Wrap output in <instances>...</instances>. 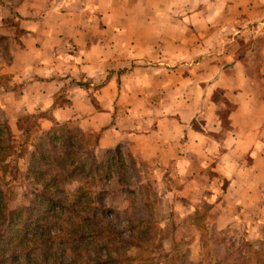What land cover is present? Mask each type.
I'll return each mask as SVG.
<instances>
[{
	"label": "crops",
	"instance_id": "0c3cea01",
	"mask_svg": "<svg viewBox=\"0 0 264 264\" xmlns=\"http://www.w3.org/2000/svg\"><path fill=\"white\" fill-rule=\"evenodd\" d=\"M25 1L57 15L19 21L0 89L7 124L36 116L97 133L99 150L153 173L165 213L262 225L264 0ZM127 13L146 16L126 24ZM245 30L259 38L242 54Z\"/></svg>",
	"mask_w": 264,
	"mask_h": 264
},
{
	"label": "rangeland",
	"instance_id": "374dc122",
	"mask_svg": "<svg viewBox=\"0 0 264 264\" xmlns=\"http://www.w3.org/2000/svg\"><path fill=\"white\" fill-rule=\"evenodd\" d=\"M24 2L26 1L8 0L0 5V18L4 16L6 20L2 32L10 39L0 45V54H2L0 55V76H4L2 73L5 66L11 60L8 52H5V55L2 53L3 48H7L10 41L17 45V40L22 35V31L18 28L19 21L36 20L42 11L49 12L48 18L51 16V20H56L57 14L52 13L56 10L55 8H46L39 12L30 11L28 4L21 5ZM174 4L176 3L171 1V5ZM64 15L67 16V14H63L61 17ZM141 16H146V14L127 13L121 15V20L130 24L133 21L136 22ZM170 16L173 15L170 14ZM205 16L208 20L210 15L206 14ZM118 20H120L119 17ZM249 32L245 30L243 34H236L240 36L238 40L244 38L242 44H236L239 41L234 43L242 54L245 53V48L251 47V43L256 42L259 38H253L255 35L250 36ZM251 48H255V46ZM224 62V60H220L218 63ZM13 69V71L18 70L16 66ZM10 81L14 82L13 79H9ZM16 81H18V77ZM217 97L220 103L227 101L221 92L216 93ZM224 106L222 111L226 108L225 103ZM24 118L16 124L9 125L6 123L5 116L0 113V122L8 127L7 132L0 128V186L6 193L8 208L16 211H22L23 208L29 206V202L33 200L31 193L37 188L36 180L33 175L28 174L27 168L31 163L29 154L35 150L39 143L42 144L41 135L54 128L59 129V126L74 130L65 124H54L49 127L41 125L36 116ZM63 130L65 128L58 131V134H61ZM95 153H97L100 166L108 170V164L110 165V171L107 173L111 172L112 176L109 179H104L100 185L104 189V195L101 197L99 210H103L104 207L105 210L113 211L106 213V218L116 230H124L126 235L129 233L138 234V230H142L141 228L145 227L146 223L139 224V229L133 233L127 227L128 225L134 226L138 220L149 222V239L139 237L133 243L137 247L130 248V252L133 256H137V259L147 261L148 258L149 264H219L225 262L229 257L225 264H236V262L238 264H254L252 261L254 251L264 250V221L261 222V226L235 222L230 227L226 226L221 229L223 225L219 226L215 221L207 220L206 213L198 210L195 215L191 216L182 215L183 213L180 211L167 214L163 210L165 206L160 207L157 203L156 199L160 192H158L159 189H156L153 173L144 172L143 167L134 159L132 164L127 154L120 152L118 155V147L116 150L103 151L99 150L97 146ZM108 161L110 162L107 163ZM83 184L81 180H78L66 187V190L68 194L72 195L73 191ZM100 187L98 186L96 189L98 190ZM94 201L96 202V199ZM146 239L148 240L146 241ZM164 252H169V255H164ZM237 252L243 255V259L239 258L240 255ZM170 256L173 258L172 261H170ZM260 258H264V251L260 252Z\"/></svg>",
	"mask_w": 264,
	"mask_h": 264
},
{
	"label": "trees",
	"instance_id": "16d2710c",
	"mask_svg": "<svg viewBox=\"0 0 264 264\" xmlns=\"http://www.w3.org/2000/svg\"><path fill=\"white\" fill-rule=\"evenodd\" d=\"M5 2L8 0H0V5ZM6 41L0 35V45ZM3 49L4 55L9 53V46ZM7 80L0 76V89L7 86ZM0 128L8 131L6 124L1 123ZM98 137L97 133L65 126L41 135L44 142L29 154L31 163L27 168L37 188L31 193L33 200L22 211L8 208L6 193L0 186V264H149L148 258L139 260L130 252V248L137 247L135 239H149V222L138 220L136 225H128L133 233L139 224L146 223L138 234L126 235L106 218L105 214L113 211L104 207L99 210L104 195L100 185L112 176L107 173L110 165L108 170L100 166L95 153ZM78 180L84 184L68 194L66 187ZM261 251L264 250L254 251V264H264ZM239 258L243 259V255ZM228 260L229 257L219 264Z\"/></svg>",
	"mask_w": 264,
	"mask_h": 264
}]
</instances>
